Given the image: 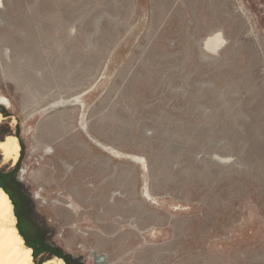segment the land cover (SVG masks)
I'll return each mask as SVG.
<instances>
[{"label": "rangeland", "instance_id": "obj_1", "mask_svg": "<svg viewBox=\"0 0 264 264\" xmlns=\"http://www.w3.org/2000/svg\"><path fill=\"white\" fill-rule=\"evenodd\" d=\"M7 134L23 229L75 263L264 264V0H0Z\"/></svg>", "mask_w": 264, "mask_h": 264}, {"label": "bare ground", "instance_id": "obj_2", "mask_svg": "<svg viewBox=\"0 0 264 264\" xmlns=\"http://www.w3.org/2000/svg\"><path fill=\"white\" fill-rule=\"evenodd\" d=\"M205 47L215 51L222 44L216 34L205 40ZM3 99V98H2ZM19 143L14 135L7 134L0 138V155L2 163L14 164L19 157ZM11 164V165H12ZM0 264H65L59 257L50 258L41 263H35L31 257V248L24 243L16 227V216L12 202L7 193L0 187Z\"/></svg>", "mask_w": 264, "mask_h": 264}, {"label": "flooded vegetation", "instance_id": "obj_3", "mask_svg": "<svg viewBox=\"0 0 264 264\" xmlns=\"http://www.w3.org/2000/svg\"><path fill=\"white\" fill-rule=\"evenodd\" d=\"M16 162L18 163L19 159ZM14 164H12V165H14ZM2 182L4 184L5 189L8 190L9 193L11 194L13 191H10L9 188L7 187L5 177L4 178L2 177ZM11 197H12V194H11ZM11 199H13L15 206H16V214H17V215H15L16 219H17L16 223H17V225H18V227L22 233L23 239L25 238L30 243L31 253H33V250H35L36 255H38L41 251H47L48 253H51V254L58 256L59 258L63 259V261H65L67 264H77L74 262L75 258L72 254L63 252L59 246H57L56 244H52L49 241H46V239L42 235H40L39 233L30 236L29 235V229H28V231H25L23 229L22 218H21L20 212L18 211L17 203L15 202L13 197ZM21 206H22V201H21ZM103 259H104V257H103ZM103 259H99V257H98L96 262H101Z\"/></svg>", "mask_w": 264, "mask_h": 264}, {"label": "trees", "instance_id": "obj_4", "mask_svg": "<svg viewBox=\"0 0 264 264\" xmlns=\"http://www.w3.org/2000/svg\"><path fill=\"white\" fill-rule=\"evenodd\" d=\"M2 113L4 114V116H7V115L9 114L5 109L2 110ZM1 138H2V137H1ZM0 187H1V188L7 193V195H8V196L10 197V199H11V198H12V197H11V194L9 193L8 190L5 189L4 184H3V182H2V175H1V174H0ZM11 201H12V204H13V207H14V213H15V215H17V214H16V206H15V203H14L13 199H11ZM16 227H17L19 233L22 235V233H21V231H20L18 225H17ZM24 241H25L26 245L30 246V243H29L25 238H24ZM33 254H34V257H36V252H35V250H33Z\"/></svg>", "mask_w": 264, "mask_h": 264}, {"label": "water", "instance_id": "obj_5", "mask_svg": "<svg viewBox=\"0 0 264 264\" xmlns=\"http://www.w3.org/2000/svg\"><path fill=\"white\" fill-rule=\"evenodd\" d=\"M103 257H104V256H103V255H101V256H99V259H103Z\"/></svg>", "mask_w": 264, "mask_h": 264}]
</instances>
